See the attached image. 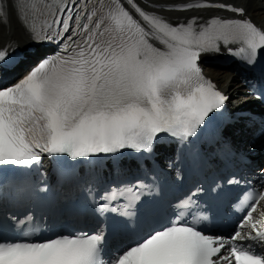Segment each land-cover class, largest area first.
Returning <instances> with one entry per match:
<instances>
[{"label":"snow or ice","instance_id":"1","mask_svg":"<svg viewBox=\"0 0 264 264\" xmlns=\"http://www.w3.org/2000/svg\"><path fill=\"white\" fill-rule=\"evenodd\" d=\"M10 15L26 40L0 47V264H264V109L229 113L202 68L256 67L264 24L227 0H0ZM248 88L264 105V78Z\"/></svg>","mask_w":264,"mask_h":264},{"label":"bare ground","instance_id":"2","mask_svg":"<svg viewBox=\"0 0 264 264\" xmlns=\"http://www.w3.org/2000/svg\"><path fill=\"white\" fill-rule=\"evenodd\" d=\"M147 2H152V0H147ZM172 2V0H169ZM176 3L187 2V0H175ZM227 2L233 3L236 6H242L246 10V14L255 22L258 26L264 24V14H262V10H264V0H227ZM171 19H185L190 18L192 15L197 14V10H193L191 12H169L165 13ZM205 19L208 18L209 13H201ZM212 14H220L224 16H233L234 14L229 12H218ZM13 40H17L21 45L24 44L26 40V35L24 34L20 24L17 22L14 15L9 16V22L6 23L0 22V47L5 46L6 44H10ZM220 75V73H219ZM209 76H211L209 74ZM222 80V78H219ZM233 80H237L235 77ZM226 87H228V91H230L234 86L233 82H226Z\"/></svg>","mask_w":264,"mask_h":264},{"label":"rangeland","instance_id":"3","mask_svg":"<svg viewBox=\"0 0 264 264\" xmlns=\"http://www.w3.org/2000/svg\"><path fill=\"white\" fill-rule=\"evenodd\" d=\"M262 14H264V10H262ZM228 76H229V74H228ZM229 80H230V76H229ZM231 81V80H230Z\"/></svg>","mask_w":264,"mask_h":264}]
</instances>
